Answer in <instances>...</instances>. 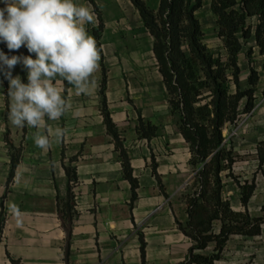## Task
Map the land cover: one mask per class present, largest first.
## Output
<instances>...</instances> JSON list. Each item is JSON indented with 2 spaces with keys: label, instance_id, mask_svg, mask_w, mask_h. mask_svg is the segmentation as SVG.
<instances>
[{
  "label": "crops",
  "instance_id": "0c3cea01",
  "mask_svg": "<svg viewBox=\"0 0 264 264\" xmlns=\"http://www.w3.org/2000/svg\"><path fill=\"white\" fill-rule=\"evenodd\" d=\"M75 3L94 13L93 22L85 27L96 39L98 67L89 94L71 89L72 107L56 121L45 118L40 134H46L48 127L64 130L60 137H49L46 149L34 142L37 129L9 121L8 81L0 76V264H186L193 242L179 229L178 223L184 225L188 216L186 202L177 199L193 177L191 154L179 131V116L169 104L154 38L130 0ZM0 49L9 56L25 55L23 47L10 52L0 44ZM22 73V65L13 70V76L22 78ZM104 75L107 110L138 183L134 201L103 115ZM59 86L71 87L66 82ZM141 120L156 128L155 136L146 139L139 134ZM259 134L262 138L252 152L254 169L259 164L257 147L264 142V132ZM17 151L20 162L9 183L12 155ZM67 169L76 171V184L69 182ZM263 171H254L253 180L245 178L241 185L255 181L247 209L241 204L240 186L229 187L226 179L224 198L235 213L247 211L252 219L264 220ZM70 186L74 200L67 252L59 201L66 200ZM220 228L217 223L215 233ZM215 248L210 244L193 257L202 258V264H264V223L260 235L231 236L212 261L218 255Z\"/></svg>",
  "mask_w": 264,
  "mask_h": 264
},
{
  "label": "trees",
  "instance_id": "16d2710c",
  "mask_svg": "<svg viewBox=\"0 0 264 264\" xmlns=\"http://www.w3.org/2000/svg\"><path fill=\"white\" fill-rule=\"evenodd\" d=\"M130 1L154 38V54L169 104L173 113L180 116L179 131L191 154L189 164L195 177L186 189L188 221L184 225L178 223L180 231L193 242L191 260L186 264H202L203 259L193 257V253L205 250L213 243L218 252L211 259L214 261L219 258L231 236L260 235L264 223L263 219H252L247 211L235 213L231 203L224 198V178L233 176L236 160L223 137L225 127L234 125L240 117L239 108L243 100L246 101L242 114H250L255 106L257 86L261 79L252 58L256 51L263 58L261 71L264 74V0H210V11L216 17L218 38L226 52L225 60L211 54L203 43V31L197 13L206 0H160L156 13L143 0ZM251 40L254 46L247 51L249 88L242 90L239 56ZM25 55H28L26 49ZM22 79L27 82L24 70ZM105 85L106 75L102 84L103 115L108 132L114 137L116 149L121 154L124 177L132 185L134 201L138 183L133 178L130 159L107 110ZM231 85L236 89L235 94L231 93ZM138 132L143 138L150 139L155 136L156 128L141 120ZM257 158L258 170L263 171L264 142L257 147ZM19 162L17 151L12 155L9 183ZM226 172L228 175L224 176ZM154 175L160 182L156 169ZM67 176L70 183L76 184L74 169H67ZM240 189L241 204L247 209L256 189L255 181L251 184L246 182ZM72 190L70 186L66 200L63 203L59 201V217L67 234V252L72 234ZM216 223L221 224L219 233H215ZM141 252L144 258V241Z\"/></svg>",
  "mask_w": 264,
  "mask_h": 264
},
{
  "label": "clouds",
  "instance_id": "9594fccd",
  "mask_svg": "<svg viewBox=\"0 0 264 264\" xmlns=\"http://www.w3.org/2000/svg\"><path fill=\"white\" fill-rule=\"evenodd\" d=\"M94 13L75 0H0V44L12 52L25 48L28 55H11L0 49V76L8 81V119L18 127L37 129L34 142L46 149L49 137L64 134L61 128L46 129L72 107L70 92L89 94L98 67L94 36L85 27ZM22 65L26 80L13 76ZM66 82L70 88L59 85ZM3 81L0 80V85Z\"/></svg>",
  "mask_w": 264,
  "mask_h": 264
},
{
  "label": "rangeland",
  "instance_id": "374dc122",
  "mask_svg": "<svg viewBox=\"0 0 264 264\" xmlns=\"http://www.w3.org/2000/svg\"><path fill=\"white\" fill-rule=\"evenodd\" d=\"M143 1L150 10L155 13L158 11L160 0ZM197 18L200 21L203 31V43L211 54L216 57L220 56L225 60L226 52L224 50L222 41L218 38L216 17L212 15L210 11V0L204 1L202 9L197 13ZM253 46L254 41H249L248 44L243 47V50L239 56V65L241 69L240 86L242 90L249 88L248 77L250 75V68L248 65L247 51ZM262 61L263 58L259 57L256 51V55L252 58V63L259 73H261L262 78L257 86L258 92L256 94L254 109L250 114H242L246 101L243 100L239 108V112L241 113L240 117L234 125L228 124L223 131V137L225 138V143H227V148L233 151V156L236 160V163L233 166V176H227V178H224V183H226L227 179L229 182L227 185L235 189L245 182V178H249V181H252L256 175L254 171H258V169H254L251 161H253L254 155H252V152H254L255 142L257 139L262 138L259 133L261 131L264 132V75L261 71ZM231 93H236L234 85H231ZM259 129H261V131ZM256 133L259 135L256 136ZM191 171L193 173L192 168ZM225 175H228V172H226L224 176ZM194 177L195 173H193V177L187 187L192 184ZM187 187L185 189H187ZM186 196L187 190H185L184 194L181 195L177 200L181 201L182 203L186 202L187 204Z\"/></svg>",
  "mask_w": 264,
  "mask_h": 264
}]
</instances>
